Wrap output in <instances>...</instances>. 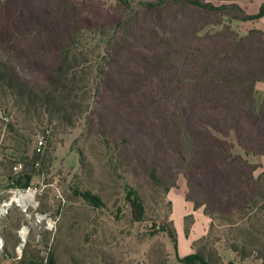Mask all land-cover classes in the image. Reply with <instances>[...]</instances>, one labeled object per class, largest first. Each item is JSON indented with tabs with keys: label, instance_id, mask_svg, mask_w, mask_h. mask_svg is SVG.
<instances>
[{
	"label": "rangeland",
	"instance_id": "obj_1",
	"mask_svg": "<svg viewBox=\"0 0 264 264\" xmlns=\"http://www.w3.org/2000/svg\"><path fill=\"white\" fill-rule=\"evenodd\" d=\"M205 2L228 9L207 18L159 0H0V71L38 94L21 98L0 78V264H185L196 252L209 264H251L231 250L226 222L211 231L215 195L199 183L183 101L210 77L180 50L196 61L247 45L255 59L264 30L242 20L255 2ZM173 83L174 103H154ZM218 137L245 156L235 136ZM129 188L144 202L141 222ZM19 194H33L28 208H3Z\"/></svg>",
	"mask_w": 264,
	"mask_h": 264
},
{
	"label": "trees",
	"instance_id": "obj_2",
	"mask_svg": "<svg viewBox=\"0 0 264 264\" xmlns=\"http://www.w3.org/2000/svg\"><path fill=\"white\" fill-rule=\"evenodd\" d=\"M164 4L163 8L180 5L183 10L196 9L207 18L219 16L228 9L227 5L216 6L205 0H159L157 5ZM262 17L264 4L258 14L245 15L242 20ZM221 46L224 51L220 59L214 54L208 59H204L206 55H198L195 61L189 59L193 53L180 50L186 55V62L198 64L201 80L210 77L208 82L197 85L200 91L197 97L183 98L190 110L186 117L198 154L196 174L200 185L215 195L213 208L217 215L212 217L211 231L217 229L215 222H226L229 234L233 236L230 248L240 260L250 259L251 264H264V173L256 176L260 165L252 164L247 158L250 155L264 157V94L257 103L255 90L256 82L264 80V51L255 59H249L245 55L247 45H242V49L239 45ZM59 70L66 73L63 66ZM0 78L21 98L34 100L38 95L13 70L0 71ZM179 88L174 83L166 85L153 102L173 104ZM217 134L222 138L235 136L245 156L234 155L236 145ZM154 177L157 178L156 175ZM26 180L24 186H28L31 177H26ZM81 196L95 207L103 204L99 196L89 191L81 193ZM127 200L134 221L141 222L145 216V205L134 188L128 189ZM170 235L176 241V234L170 232ZM181 260L185 264H209L203 252L187 255ZM47 263L55 264L54 258L49 257Z\"/></svg>",
	"mask_w": 264,
	"mask_h": 264
},
{
	"label": "crops",
	"instance_id": "obj_3",
	"mask_svg": "<svg viewBox=\"0 0 264 264\" xmlns=\"http://www.w3.org/2000/svg\"><path fill=\"white\" fill-rule=\"evenodd\" d=\"M250 2H255L254 4V13H252L251 15H256L258 14L260 7L262 6V4H264V0H248ZM258 22V28L264 30V17L257 19ZM258 88L262 89L264 91V82H261L258 84ZM256 163H258L260 165L259 169L257 170L259 172V174L264 173V157H257L256 159ZM187 256V255H186Z\"/></svg>",
	"mask_w": 264,
	"mask_h": 264
},
{
	"label": "bare ground",
	"instance_id": "obj_4",
	"mask_svg": "<svg viewBox=\"0 0 264 264\" xmlns=\"http://www.w3.org/2000/svg\"><path fill=\"white\" fill-rule=\"evenodd\" d=\"M33 194H28V195H16L14 197L11 198L10 201L6 202L4 205H3V208L4 209H7L9 208L12 204H18V205H21L25 208L28 207V202L30 201V197H32Z\"/></svg>",
	"mask_w": 264,
	"mask_h": 264
},
{
	"label": "built area",
	"instance_id": "obj_5",
	"mask_svg": "<svg viewBox=\"0 0 264 264\" xmlns=\"http://www.w3.org/2000/svg\"><path fill=\"white\" fill-rule=\"evenodd\" d=\"M19 195H22V194H19ZM28 208V207H27Z\"/></svg>",
	"mask_w": 264,
	"mask_h": 264
}]
</instances>
